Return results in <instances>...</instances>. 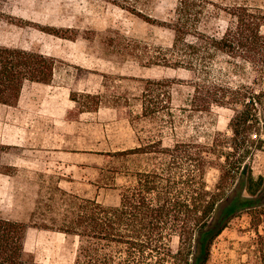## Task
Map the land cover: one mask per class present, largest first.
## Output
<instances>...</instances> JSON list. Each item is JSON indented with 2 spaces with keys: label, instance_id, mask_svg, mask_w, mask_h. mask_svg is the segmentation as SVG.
<instances>
[{
  "label": "rangeland",
  "instance_id": "rangeland-1",
  "mask_svg": "<svg viewBox=\"0 0 264 264\" xmlns=\"http://www.w3.org/2000/svg\"><path fill=\"white\" fill-rule=\"evenodd\" d=\"M206 1L215 6L207 7L200 27L216 36L234 21L228 13L232 7H250L264 15V0ZM177 4L178 0H139L137 9L156 21H168ZM3 12L0 45L58 61L51 84L26 82L15 105L0 104V145L5 147L0 161L8 167V174L0 173V217L28 225L24 245L37 262L73 264L77 237L34 226L60 217L63 207L69 209L60 206L61 198L78 196L117 205L120 186L130 180L127 171L144 167L148 159L116 152L153 139L170 146L177 140L211 143L217 135L229 137L235 112L220 106L192 111L190 71L140 62L153 57L156 47L170 46L173 32L105 0H7ZM40 27L58 29L62 37ZM216 65L222 83L247 86L259 94L253 113L262 128L253 138L264 140V73L225 55ZM142 79L174 81V125L161 117L140 116ZM73 93L99 94L103 102L97 111L81 112ZM261 145L248 159L255 176H264V142ZM217 177L218 171L211 169L210 186ZM254 220L251 211L234 218L214 241L207 264H264V220L257 229ZM172 247L176 250V239Z\"/></svg>",
  "mask_w": 264,
  "mask_h": 264
},
{
  "label": "trees",
  "instance_id": "trees-1",
  "mask_svg": "<svg viewBox=\"0 0 264 264\" xmlns=\"http://www.w3.org/2000/svg\"><path fill=\"white\" fill-rule=\"evenodd\" d=\"M6 1L0 0V17ZM105 1L173 32L170 46L156 47L153 57L145 61L138 57L140 62L190 71L191 110L232 108L231 135H217L211 143L177 140L170 146L153 139L118 151L116 155L126 158L146 157L148 164L127 171L130 180L120 186L117 205L66 196L61 198L60 206L68 205L69 209L63 207L58 211L60 217H50L34 226L77 237L73 264H207L214 241L240 213L251 211L252 222L257 218L256 229L264 220V176H255L248 164L253 151L260 150L264 142L253 138L262 128L253 113L260 96L247 86L222 83L216 65L217 58L225 55L248 62L264 73V15L250 7H232L228 13L234 21L216 36L200 27L207 7L215 6L206 0H178L168 21L144 16L137 9L139 0ZM40 30L62 37L58 29ZM57 61L40 52L0 45V104L15 105L26 82L51 84ZM141 82L140 116L161 117L174 125L170 92L174 81ZM71 98L81 112L97 111L103 102L99 94L73 93ZM4 148L0 145V157ZM7 168L0 161V173L8 174ZM211 169L218 171L212 186L207 180ZM27 227L0 217V264H44L25 249ZM174 239L176 250L172 247Z\"/></svg>",
  "mask_w": 264,
  "mask_h": 264
}]
</instances>
